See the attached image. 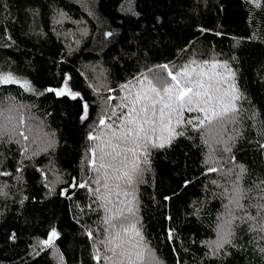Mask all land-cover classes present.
I'll list each match as a JSON object with an SVG mask.
<instances>
[{
  "label": "trees",
  "instance_id": "obj_1",
  "mask_svg": "<svg viewBox=\"0 0 264 264\" xmlns=\"http://www.w3.org/2000/svg\"><path fill=\"white\" fill-rule=\"evenodd\" d=\"M259 2L0 0V77L19 81L0 83V108H13L16 130L28 136L12 133L0 142V264H98V254L112 256L101 241L119 229V221L112 222L116 229L105 222L118 208L139 229L136 240L156 264H264V239L242 219L233 221L231 243L218 251L207 243L219 239L218 225L230 218L224 206L234 188L244 192L237 217L255 216L250 206L264 203L257 199L264 188V0ZM212 63L235 73V119L219 136L204 137L193 127L202 114L185 112L193 124L178 127L183 135L170 145L144 149L137 182L122 186L130 194L111 195L112 213L106 211L107 201L98 199L109 194L105 171L97 173L92 163L99 141L89 139L101 134L99 120L118 124L116 116L108 117L113 109L122 115L121 97L137 90L144 76L165 75L160 66L192 64L211 72ZM65 86L75 99L56 95ZM95 159L98 166V150ZM107 183L115 192V181ZM53 230L56 245L41 254Z\"/></svg>",
  "mask_w": 264,
  "mask_h": 264
},
{
  "label": "snow or ice",
  "instance_id": "obj_2",
  "mask_svg": "<svg viewBox=\"0 0 264 264\" xmlns=\"http://www.w3.org/2000/svg\"><path fill=\"white\" fill-rule=\"evenodd\" d=\"M256 6H260L259 0H253ZM107 35H111L108 33ZM196 63L195 61L192 62ZM165 75L155 74L150 79L144 76L138 80L139 88L135 91H129L128 95L121 97V103L118 107L121 109L122 115L117 116L115 109L108 117L116 116L119 121L108 123L104 118L99 120V124L103 126L100 135H90L89 139L99 141L95 148L92 149L93 154V170L97 173L101 170L105 171L104 187L109 189V194H100L98 199L105 200V210L112 213V209L108 207L111 203L109 197L116 195L119 197L121 193L127 197L130 193L123 190L122 186H132L137 182V177L140 169V154L143 153L147 157V152L144 151L149 145L153 148H164L170 145L173 139L178 135H183L182 132H177L176 129L182 124H193V120H184V113H201L202 116L195 117L196 123L194 129L201 131L204 137H216L222 131H226L225 124L231 123L235 117L234 114L238 111L236 101L240 99V94L235 87V73L227 64H211V72L205 71L203 66H199V70L192 67V64L183 65L175 70L170 69L168 65L160 66ZM217 67L224 71L217 72ZM0 83L13 84L19 83L11 75L0 77ZM227 84V89L222 86ZM29 88L27 82L23 85ZM125 90H129V85L123 86ZM135 87V86H133ZM48 91H54L48 89ZM67 88L56 92V95H64ZM68 94L71 95L70 92ZM76 96L73 95V99ZM87 105H85V109ZM127 110L126 112L124 110ZM13 108H0V142H3L5 136L12 139V133L28 139L23 130H16L14 125V117L12 116ZM20 124H23L21 118ZM116 124L114 127L113 125ZM11 126V127H10ZM219 142V141H217ZM19 143V141H17ZM204 143H208L205 139ZM264 147V146H262ZM99 151V165L96 166V155ZM27 151V149H25ZM225 151H230L225 148ZM147 163V159L143 161ZM205 163H209L208 160ZM111 169L109 175L107 170ZM210 171H218L216 168H210ZM243 172L244 169L241 168ZM115 181L113 192L109 188L107 181ZM99 180L96 181L99 184ZM80 187H85L81 184ZM99 192V189L96 190ZM244 198V192L236 187L233 189V194L229 198V205L224 207L228 211L227 220H222L217 227V235L219 239L209 243V246H214L215 250L223 248L224 244L231 243L230 237L234 235L232 230L233 221L242 219L244 223L249 224V230L260 234V238L264 239V203L253 204L250 207L256 209V215L246 213L243 217L235 215V209H243L244 206L240 200ZM258 200L264 201V188L260 189ZM124 201L121 200L120 204ZM128 214L133 215V209L128 208ZM113 220L119 221V229L109 233L106 241H101L105 245L107 252L112 253V256L105 255L101 257L99 254L95 257L98 264L101 260L105 262L112 261L113 256H119L118 262L114 264H156L155 257L146 255V250L140 247V243L136 237H140L141 233L135 224L129 221V216L124 214L122 209H117L106 217L105 222L113 229L116 225ZM127 225V226H125ZM91 236V233H89ZM58 236V233L53 230L49 240L44 241L45 244H51L53 239ZM119 250V251H118ZM264 252V249H261Z\"/></svg>",
  "mask_w": 264,
  "mask_h": 264
},
{
  "label": "water",
  "instance_id": "obj_3",
  "mask_svg": "<svg viewBox=\"0 0 264 264\" xmlns=\"http://www.w3.org/2000/svg\"><path fill=\"white\" fill-rule=\"evenodd\" d=\"M64 195V194H63ZM56 245V242H55V238L53 239V241H52V243L49 245L48 244V246L43 250V252H41V254L42 253H44V252H47V251H49L52 247H54Z\"/></svg>",
  "mask_w": 264,
  "mask_h": 264
},
{
  "label": "rangeland",
  "instance_id": "obj_4",
  "mask_svg": "<svg viewBox=\"0 0 264 264\" xmlns=\"http://www.w3.org/2000/svg\"><path fill=\"white\" fill-rule=\"evenodd\" d=\"M21 81H22L23 83H24V82H27V81H25V80H21ZM27 84H28V82H27ZM29 87H30V85H29ZM65 87L67 88V92H66L65 94H68V92H70L71 95L73 96V95H74L73 91H72L68 86H65ZM65 87L59 89L58 91H60V90H62V89H65Z\"/></svg>",
  "mask_w": 264,
  "mask_h": 264
}]
</instances>
